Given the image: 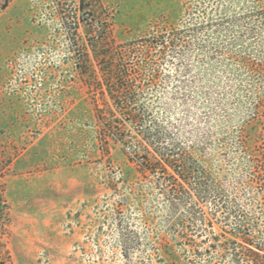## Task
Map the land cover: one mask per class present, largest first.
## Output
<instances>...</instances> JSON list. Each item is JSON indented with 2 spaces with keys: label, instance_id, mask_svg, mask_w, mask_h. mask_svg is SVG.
I'll return each instance as SVG.
<instances>
[{
  "label": "rangeland",
  "instance_id": "rangeland-1",
  "mask_svg": "<svg viewBox=\"0 0 264 264\" xmlns=\"http://www.w3.org/2000/svg\"><path fill=\"white\" fill-rule=\"evenodd\" d=\"M102 1L119 43L162 28L184 34L154 66L153 110L177 121L186 143L217 129L209 168L245 208L247 234L264 242V196L253 199L244 182L248 154L233 132L220 141L221 127L247 119L249 103L231 58L242 27L220 17L252 0ZM81 2L0 0V264H251L236 259L246 242L235 217L211 201L203 219L171 213L160 187L138 177L120 145L102 152L79 68L85 28L73 34L58 13ZM92 67L98 72L94 60ZM251 153H264V145Z\"/></svg>",
  "mask_w": 264,
  "mask_h": 264
},
{
  "label": "trees",
  "instance_id": "trees-1",
  "mask_svg": "<svg viewBox=\"0 0 264 264\" xmlns=\"http://www.w3.org/2000/svg\"><path fill=\"white\" fill-rule=\"evenodd\" d=\"M94 1L63 6L58 13L74 28L73 34L78 35L80 23L85 28L87 40L79 68L93 94L102 152L110 154L112 144L120 145L135 163L138 177L160 187L171 213L203 219L204 205L211 201L226 216L235 217L236 233L246 242L243 250L235 253L236 259L264 264V242L247 234L250 227L245 208L229 199L209 168L207 147L212 145L217 129L209 127L200 141L186 143L176 133L177 121L161 118L153 110L151 83L160 73L154 66L169 49L181 45L178 40L184 34L162 28L140 39L119 43L113 34L111 12L102 0ZM220 19L242 27L230 43L234 46L241 41L231 58L237 67L234 76L240 77V86L247 88L245 96L249 99L247 119L230 130L221 127L225 134L220 141L233 132L236 148L248 154L251 164L244 182L256 199L257 195L264 196V169L259 165L264 163V153H251L264 145V0H252L244 10ZM218 48L215 46L214 51L218 52ZM92 60L97 63L98 72L93 69ZM209 113L205 111V115ZM258 154L261 160L256 159ZM183 226L188 225L183 222Z\"/></svg>",
  "mask_w": 264,
  "mask_h": 264
}]
</instances>
